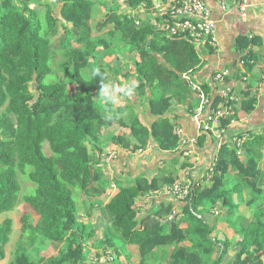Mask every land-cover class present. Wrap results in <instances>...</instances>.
<instances>
[{
    "label": "trees",
    "instance_id": "obj_1",
    "mask_svg": "<svg viewBox=\"0 0 264 264\" xmlns=\"http://www.w3.org/2000/svg\"><path fill=\"white\" fill-rule=\"evenodd\" d=\"M111 1L108 6L105 0H0V214L15 206L18 174L27 173L35 184L34 192L23 200L36 219L31 220L29 212L20 216V232L8 264H85L89 259L86 252H90L86 244L92 238L98 241L95 246L114 255L112 264H130L135 249L140 264L145 258L147 263L155 259L156 248L162 257H170L165 264H220L231 246L235 253L228 264H263L264 136L249 128L237 132L249 134L241 148L219 147L210 183L192 185L191 198L179 206V217L165 220L173 209L168 204L139 218L138 198L161 189L158 178L139 176L121 186L105 204L109 225L102 237L96 238L80 222L76 193H88L90 182L97 179L98 165L92 155L100 145L101 129L113 126L123 111L110 100L96 99L109 76L99 60L111 47L104 38L93 36L91 20L101 13L97 5L107 12L96 28L112 26L109 34L120 32L125 44L137 52L135 88L140 96L150 92L148 104L156 119L150 129L131 124L139 142L135 148H144L149 138L162 149L177 146L173 124L164 116L169 97L164 91L177 84L180 74L192 75L200 65V57L186 38H164L152 22L135 25L132 13L120 11L141 4L150 9L152 0ZM257 41L255 36H238L240 56L258 59L252 51ZM59 54L61 61L56 66L64 76L57 78L53 62ZM87 68H91L86 74L89 78L83 75ZM248 98L240 97L224 124L238 119L240 111L254 108ZM219 103L216 95L212 107ZM113 141L129 145L120 135ZM173 181L165 179V184ZM244 193L243 200L232 201L234 194L243 198ZM217 205L229 211L224 217L234 230L233 242H218L212 236L214 226L207 216ZM240 205L252 208L249 219L238 212ZM11 231L12 219L5 217L0 223V259L5 257ZM44 242L60 245V249L42 256L38 247ZM219 247L222 250L215 253ZM122 254H126L124 261L119 260Z\"/></svg>",
    "mask_w": 264,
    "mask_h": 264
},
{
    "label": "crops",
    "instance_id": "obj_2",
    "mask_svg": "<svg viewBox=\"0 0 264 264\" xmlns=\"http://www.w3.org/2000/svg\"><path fill=\"white\" fill-rule=\"evenodd\" d=\"M205 1L209 5L212 17L216 22L218 45L215 49L201 50L200 65L190 77L196 85L203 88L207 96L213 98L212 77L214 72L221 68H230L232 72L226 80L227 85L231 86L238 96H248V100L250 99L254 106L250 112H239L238 119H235L230 125V132L234 134L249 128L257 134H261L260 132L264 128V86H260V71L257 67L247 64L242 67L238 66L237 61L241 52L237 46V37L241 35L248 36V38L249 36L257 37L258 41L253 45L252 51L256 57L264 54V0H247L249 7L245 17L240 16L238 9L231 1H226V8H223L216 0ZM106 61L108 62L109 58ZM104 67L109 76L96 99L101 102L110 100L114 107L122 108L123 111L117 114L118 117L113 126L101 129L100 145L92 155V160L98 165V170H96L98 177L90 182L89 192H83L86 200L84 206L83 201H81L82 198L79 199L81 202L78 201L80 222L84 223L90 231H94L98 239L107 231L109 225L104 206L121 186L133 183L139 176L148 180L156 177L159 179L162 189L167 185L165 179H183L185 168L195 166L191 158H186L179 153L177 146L172 150L162 149L153 138H149L146 146L142 149L141 147H134L139 142L131 132V124L142 125L150 129L151 124L156 119V116L151 114L148 104L150 92L147 91L145 96L138 94L135 88L134 68L125 70L123 68L125 65L109 66L106 63ZM115 68L116 70H114ZM241 71L248 74L246 83L240 80ZM182 76V74L179 75V80L175 86H168V89L164 91L166 92L165 95L169 96L166 98L167 110L164 116L169 118L173 126L178 125L187 137H195L197 140L198 138L200 140L201 137V142H198L195 151L197 165L192 171L194 176H198L206 168L214 141L200 126L208 107H202L201 97L189 89ZM132 114L134 117L131 122ZM122 123H124V127ZM119 135L125 137L129 145L123 146L115 143L113 139ZM110 151H115L116 156L106 161L104 157ZM161 189L142 194L138 198L136 206L139 209V218H143L149 213H156L168 204H171L173 209L180 210L179 206L183 205L184 202L165 195L160 192ZM232 198L234 202L238 199L235 194ZM244 198L245 193L242 199ZM241 206L245 205H240V210H242ZM226 214L224 209L223 217ZM207 217L209 222L214 224L212 235L216 233L217 239L234 241V230L227 225V222L216 220L211 214ZM215 220L216 223H214ZM95 241L92 238L91 243L86 244L90 252L87 253L89 259L85 264H102L98 261L100 255L97 256V252H101L103 248L100 245L95 246L94 244L98 242ZM187 244V246L190 245ZM169 247L173 249L172 246ZM218 249L222 250V247L216 248L215 253L219 251ZM133 251L130 255V264H140L137 249ZM234 253L235 247L231 246L220 264H228ZM153 254L155 259L146 263L147 258H145L142 264H165L170 259V257H162V251L158 248L154 249ZM125 255L122 254L119 260L124 261ZM261 259L264 264V255Z\"/></svg>",
    "mask_w": 264,
    "mask_h": 264
},
{
    "label": "built area",
    "instance_id": "obj_3",
    "mask_svg": "<svg viewBox=\"0 0 264 264\" xmlns=\"http://www.w3.org/2000/svg\"><path fill=\"white\" fill-rule=\"evenodd\" d=\"M223 8H226V1L231 3L238 9L241 17H245L248 13L249 4L247 0H216ZM139 8L144 12L135 11L132 14L135 25L143 22L144 16L153 18L152 22L158 29L159 35L164 38H186L193 46L194 50L200 56L203 49H215L218 45L216 22L212 17L211 9L205 0H152V7L146 8L143 4ZM150 18V19H151ZM252 38V36H249ZM253 49V46H252ZM249 62L260 71V86H264V54L259 59L253 57L243 58L239 56L238 66H243ZM230 68H221L214 72L212 77L213 98L217 95L220 97V103L216 107H212L213 98L207 96L198 85H196L189 74L182 73V79L189 89L197 93L202 99V107H208V111L200 122L201 128L207 132L213 139V148L208 156L206 168L198 176H194L192 171L196 167L195 151L198 140L195 137H187L183 130L175 125L172 128L173 134L178 138L177 148L179 153L191 158L194 167H186L183 179L174 180L170 184L165 185L160 192L171 196L177 201L186 202L191 198V190L193 184L207 183L211 180L214 172V166L217 160V152L222 144H229L231 147L241 148L243 141L248 137V132L242 135L237 133L231 134L230 124H224L225 118L232 117L231 112L233 106L239 101L240 96L226 83L227 78L231 75ZM240 80L243 83L248 81V74L240 73ZM264 136V128L260 132ZM141 151V149H138ZM116 156L115 151H110L104 159L107 161ZM181 214L178 209H173L166 217L171 220L174 216L179 217ZM102 259V258H101ZM99 259V260H101ZM108 259V258H107Z\"/></svg>",
    "mask_w": 264,
    "mask_h": 264
},
{
    "label": "rangeland",
    "instance_id": "obj_4",
    "mask_svg": "<svg viewBox=\"0 0 264 264\" xmlns=\"http://www.w3.org/2000/svg\"><path fill=\"white\" fill-rule=\"evenodd\" d=\"M105 1H107L108 6H109V3L110 4L112 3L111 0H105ZM119 5H122V4H119ZM97 10L101 13L98 14V12H97V16L93 17L91 20V25L93 27V36L98 37V38H104L111 45L110 49L107 50V55L103 54V51H104L103 47L100 45L98 46L100 53L104 55L103 57L100 58V60L99 59L98 60L101 62V64L103 66H105V63L109 66H111V65H113V66L125 65V67H123L125 70H127L128 68H129V70H131L132 68H134V63L136 62L137 52L132 47H130L128 44H125L124 39H122V37L120 35V32H117L114 35L109 34L108 31L110 30V28L112 26L104 25L103 27H101L99 29L96 28L97 24L99 22L103 21L104 17L102 18V14L107 12V9L104 8L103 6L99 5V4L97 5ZM120 11L123 12V14H126V13H132L133 14L135 11H138V12H141V14L145 15L144 12L142 13V10L139 7L134 8V9L124 7L123 10H120ZM150 18H151V16H150ZM150 18H148V16H144L143 21H150V20L153 21V18H151V19ZM56 44H57V37L54 38V40H53V46H56ZM106 57L109 58L108 62L106 61V59H107ZM59 61H61L60 54L56 57L55 61L53 62V67H55L56 69H57V66H56L57 62H59ZM95 62L96 61H94V63ZM89 69H91V68H87V70H89ZM114 70H116V68ZM90 71L91 70L86 71V69L83 71V75L85 78H89V76H87L86 74L89 75ZM55 75L57 78L64 76L63 72L58 71V69L55 72ZM167 89H168V87H166V90ZM45 151H46V153H49L47 144H45ZM18 179H19V184H20V190L17 193V200H16V203H15L13 210L0 214V223L2 222V220L5 217H10L12 219V231L9 235V242L5 246V257L3 259H0V264H8L9 261L12 259L13 252L15 249V241L19 235V232H20V216L22 215V213L23 212H29L28 213L29 218L31 220L35 219V214L32 213L29 206L23 200L24 196L29 195V194L34 192L35 184H33L30 181L27 173L26 174H22V173L18 174ZM207 183H210V181ZM76 196H77L76 197L77 204H78V201L79 202L83 201V206H84L86 200L84 198L83 192H82V194L80 192V198H79L78 193H76ZM237 198H238V196H237ZM79 199H81V201ZM240 200H243L242 197L238 198L235 202H237V201L239 202ZM241 207H242V210H240V208H239L238 212L245 215L246 218L249 219L252 216V208L249 206H241ZM223 213H224V209L219 205L212 208V211H211V215L214 218L216 217V220H223L226 222L225 217H223ZM226 213H229V211L226 210ZM216 220L214 221V223H216ZM212 236L214 238H217L216 233H213ZM220 241H225V239L218 238V242H220ZM87 243H91V239L88 240ZM59 249H60V245L49 244L47 242H44L42 244V246L39 245V247H38V251H40L39 254H41L42 256H45V257L56 254ZM87 253L88 252H86V254ZM113 256H112V254H110V252H105L104 250L101 249V255L98 258V261L102 264H112ZM192 258H193V256L191 255L190 260H192ZM99 259H101V260H99Z\"/></svg>",
    "mask_w": 264,
    "mask_h": 264
},
{
    "label": "water",
    "instance_id": "obj_5",
    "mask_svg": "<svg viewBox=\"0 0 264 264\" xmlns=\"http://www.w3.org/2000/svg\"><path fill=\"white\" fill-rule=\"evenodd\" d=\"M49 1L54 2L55 0H49ZM32 87H35V83H32Z\"/></svg>",
    "mask_w": 264,
    "mask_h": 264
}]
</instances>
